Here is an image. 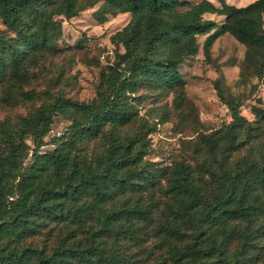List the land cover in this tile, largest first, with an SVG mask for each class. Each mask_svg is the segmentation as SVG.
<instances>
[{
  "label": "trees",
  "instance_id": "obj_1",
  "mask_svg": "<svg viewBox=\"0 0 264 264\" xmlns=\"http://www.w3.org/2000/svg\"><path fill=\"white\" fill-rule=\"evenodd\" d=\"M217 1L0 0V104L32 102L0 118V264H264V105L250 104L245 118L215 79L229 120L196 133L193 162L147 158L165 116L141 114L142 99L171 92L182 102L177 67L197 51V34L205 58L231 34L244 45L239 76L264 82V0ZM97 2V20L130 16L111 35L121 50L95 94L83 101L29 88L32 67L55 50L61 17ZM54 115L67 123L45 140Z\"/></svg>",
  "mask_w": 264,
  "mask_h": 264
},
{
  "label": "rangeland",
  "instance_id": "obj_2",
  "mask_svg": "<svg viewBox=\"0 0 264 264\" xmlns=\"http://www.w3.org/2000/svg\"><path fill=\"white\" fill-rule=\"evenodd\" d=\"M211 1L218 5L217 0ZM225 1L243 5L251 0ZM97 5L98 2L83 7L69 18L61 17V35L55 41V50L44 52V56L32 67L27 85L29 88L40 92L46 90L48 94L60 92L83 101L95 94L100 72L111 62L115 50H121V46L111 41V35L121 29L130 16L129 12L123 11L106 14L104 19L97 20L93 16ZM203 17L216 22L222 18L214 12H205ZM262 24L264 26V18ZM203 37L204 34L195 36L197 51L183 56L177 67L184 80L182 102L177 106L173 104L171 92L153 100H149V97L142 99L139 108L141 114L153 119L165 116L149 134L153 151L147 158L159 164L169 165L177 160L192 163L196 133L207 132L229 120L227 109L213 88L215 79L225 91L238 97L241 102L239 112L245 118L252 119L250 104L264 105V82L254 75L239 76L244 45L225 32L214 39L205 58L202 52ZM30 106L32 102L29 101L12 107L0 104V118L7 116L14 119ZM66 123L65 118L54 115L44 139L58 134ZM25 140L31 144L29 136ZM50 147L51 144H44L41 148Z\"/></svg>",
  "mask_w": 264,
  "mask_h": 264
}]
</instances>
